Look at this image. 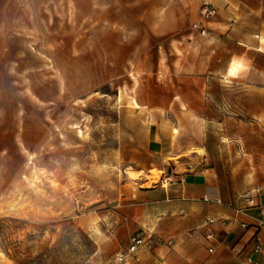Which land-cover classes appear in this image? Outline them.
I'll return each mask as SVG.
<instances>
[{
	"label": "crops",
	"instance_id": "1",
	"mask_svg": "<svg viewBox=\"0 0 264 264\" xmlns=\"http://www.w3.org/2000/svg\"><path fill=\"white\" fill-rule=\"evenodd\" d=\"M205 3L216 15L201 35L193 26ZM95 8L99 68L121 85L117 100L129 96L121 148L139 175L118 230L122 252L137 237L144 243L123 264H248L257 242L252 264H264V0H98ZM153 170L169 176L145 187L141 174Z\"/></svg>",
	"mask_w": 264,
	"mask_h": 264
},
{
	"label": "rangeland",
	"instance_id": "2",
	"mask_svg": "<svg viewBox=\"0 0 264 264\" xmlns=\"http://www.w3.org/2000/svg\"><path fill=\"white\" fill-rule=\"evenodd\" d=\"M97 1L0 0V264H123L117 215L139 175L121 148L129 96L99 68Z\"/></svg>",
	"mask_w": 264,
	"mask_h": 264
},
{
	"label": "built area",
	"instance_id": "3",
	"mask_svg": "<svg viewBox=\"0 0 264 264\" xmlns=\"http://www.w3.org/2000/svg\"><path fill=\"white\" fill-rule=\"evenodd\" d=\"M200 15H201V18H202V22L199 23V24H195L193 26V29L195 31L199 32L201 35H206L207 34V30L203 26V23L204 22H208L209 20H211L216 15V10L211 5L205 3L201 7ZM204 200L206 202H209L210 201L209 198H205ZM216 203L217 204H221V201L220 200H217ZM208 222H209V224H213L214 223V221L212 219L209 220ZM221 225L222 226H225L226 225V222H222ZM241 226H242L243 229H245L247 227L245 224H242ZM212 237H213L212 235H209L208 236L209 239H212ZM143 243H144V240L141 237H137V238L133 239L130 247L128 248V250L127 251H124L122 253H119L117 255V262L118 263H125V262H127V260H129L132 257L133 254H135V252L137 251L138 247L140 245H142ZM210 252L212 253L213 250H210ZM260 252H261V246L257 242V244L253 248L252 255H250L247 258V263L248 264H252L253 263V260H254V256L255 255H259Z\"/></svg>",
	"mask_w": 264,
	"mask_h": 264
},
{
	"label": "bare ground",
	"instance_id": "4",
	"mask_svg": "<svg viewBox=\"0 0 264 264\" xmlns=\"http://www.w3.org/2000/svg\"><path fill=\"white\" fill-rule=\"evenodd\" d=\"M130 176H131L132 178H134V177H135V175H133V174H131V173H130Z\"/></svg>",
	"mask_w": 264,
	"mask_h": 264
}]
</instances>
